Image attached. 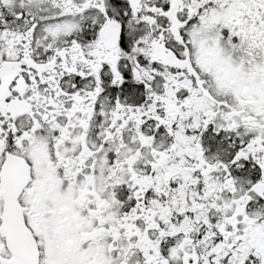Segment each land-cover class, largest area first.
<instances>
[{"label": "snow or ice", "instance_id": "obj_1", "mask_svg": "<svg viewBox=\"0 0 264 264\" xmlns=\"http://www.w3.org/2000/svg\"><path fill=\"white\" fill-rule=\"evenodd\" d=\"M0 264H264V0H0Z\"/></svg>", "mask_w": 264, "mask_h": 264}]
</instances>
